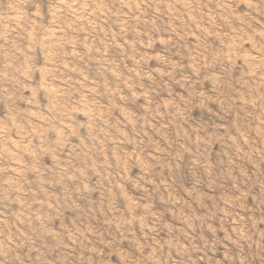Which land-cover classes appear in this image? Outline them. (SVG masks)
I'll use <instances>...</instances> for the list:
<instances>
[{
	"label": "rangeland",
	"instance_id": "obj_1",
	"mask_svg": "<svg viewBox=\"0 0 264 264\" xmlns=\"http://www.w3.org/2000/svg\"><path fill=\"white\" fill-rule=\"evenodd\" d=\"M0 264H264V0H0Z\"/></svg>",
	"mask_w": 264,
	"mask_h": 264
}]
</instances>
